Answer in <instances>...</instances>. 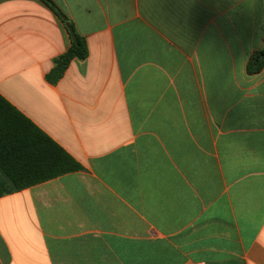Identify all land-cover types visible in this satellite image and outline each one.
Instances as JSON below:
<instances>
[{"label":"crops","instance_id":"crops-1","mask_svg":"<svg viewBox=\"0 0 264 264\" xmlns=\"http://www.w3.org/2000/svg\"><path fill=\"white\" fill-rule=\"evenodd\" d=\"M53 1L88 57L0 0V95L82 168L0 196V264H264V0Z\"/></svg>","mask_w":264,"mask_h":264},{"label":"trees","instance_id":"trees-1","mask_svg":"<svg viewBox=\"0 0 264 264\" xmlns=\"http://www.w3.org/2000/svg\"><path fill=\"white\" fill-rule=\"evenodd\" d=\"M41 1L58 16L70 37V47L55 58L54 67L47 74L48 81L57 83L72 60L88 57L89 48L87 39L53 0ZM263 67L264 46L252 54L247 70L257 73ZM81 168L71 155L0 95V170L6 177V181L0 182V196Z\"/></svg>","mask_w":264,"mask_h":264}]
</instances>
